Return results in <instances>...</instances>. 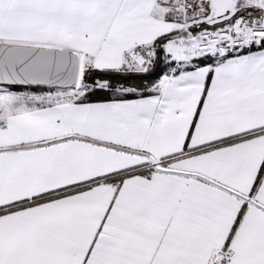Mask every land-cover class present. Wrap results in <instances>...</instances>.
Masks as SVG:
<instances>
[{
  "label": "snow or ice",
  "instance_id": "6c2138e0",
  "mask_svg": "<svg viewBox=\"0 0 264 264\" xmlns=\"http://www.w3.org/2000/svg\"><path fill=\"white\" fill-rule=\"evenodd\" d=\"M0 264H264V0H0Z\"/></svg>",
  "mask_w": 264,
  "mask_h": 264
}]
</instances>
